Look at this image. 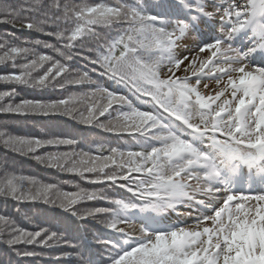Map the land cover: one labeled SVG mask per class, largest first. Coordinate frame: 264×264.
<instances>
[{"label": "snow or ice", "instance_id": "obj_1", "mask_svg": "<svg viewBox=\"0 0 264 264\" xmlns=\"http://www.w3.org/2000/svg\"><path fill=\"white\" fill-rule=\"evenodd\" d=\"M0 25L11 29L0 32L11 69L0 115L70 117L132 139L77 150L0 121L6 153L89 185L0 160V198L76 224L70 240L0 214V243L22 260L70 249L57 264H264V0H0Z\"/></svg>", "mask_w": 264, "mask_h": 264}, {"label": "trees", "instance_id": "obj_2", "mask_svg": "<svg viewBox=\"0 0 264 264\" xmlns=\"http://www.w3.org/2000/svg\"><path fill=\"white\" fill-rule=\"evenodd\" d=\"M5 30L11 31V29H6V26L0 25V32ZM17 36L23 38L27 33L21 34L16 33ZM44 39V37H38L37 35H32L30 39ZM9 66H0V73H6L10 71ZM106 87L115 89L118 86L113 85L111 82L101 80ZM0 90H4V85L0 84ZM21 97L24 98H37V99H55L61 95H67L68 93H60L59 91H46L40 93L31 89H19ZM81 89L70 87L68 92H77ZM123 91V89H121ZM9 120L12 122V131L20 135H31V136H46V137H64L70 138L77 141V150L84 148L87 150L89 147L95 148L98 145L105 146H123L125 144H131L132 139L127 136H117L112 133L105 132L104 130L94 126L85 125L79 123L77 120H73L70 117H5L0 115V121ZM103 120L104 118L101 117ZM67 149H61L65 151ZM6 157L8 164L18 171L23 172L25 175H33L38 177L40 180L50 183H64L68 186L74 183H82V186L89 187L87 184L79 181L78 177H73L68 174L58 173L55 169L45 167L44 165L38 163L31 157H24L16 155L5 151V149L0 146V160ZM70 190V189H69ZM91 207L93 205H86ZM103 206V205H95ZM19 207L20 211L17 212L16 209ZM0 214L11 216L25 228L34 230L33 226L39 227H49L53 230H59L64 235H66L70 240L76 234V224L69 222L63 214L59 211L53 212L50 206L43 203H32L26 202L17 205L15 201L0 198ZM22 217H27L25 220ZM32 250V249H29ZM36 251H42L37 248ZM60 251H70L68 248L59 249L53 252H45L42 257L32 259L28 258L22 260L14 254V252L8 248L4 243H0V264H57L54 259L59 255ZM93 254H98L97 249H93ZM63 264V262H61Z\"/></svg>", "mask_w": 264, "mask_h": 264}, {"label": "rangeland", "instance_id": "obj_3", "mask_svg": "<svg viewBox=\"0 0 264 264\" xmlns=\"http://www.w3.org/2000/svg\"><path fill=\"white\" fill-rule=\"evenodd\" d=\"M199 40L198 35H193L191 38L187 37L186 40L184 41V44L187 45L189 48L195 47L197 42ZM183 54V53H182ZM203 83H209L210 86H214L215 82L214 81H203ZM192 221H189L191 223Z\"/></svg>", "mask_w": 264, "mask_h": 264}]
</instances>
